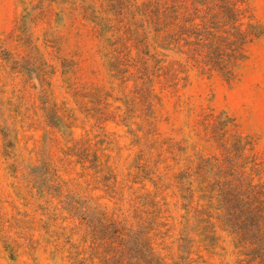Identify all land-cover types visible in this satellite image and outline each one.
I'll return each mask as SVG.
<instances>
[{
	"label": "trees",
	"instance_id": "1",
	"mask_svg": "<svg viewBox=\"0 0 264 264\" xmlns=\"http://www.w3.org/2000/svg\"><path fill=\"white\" fill-rule=\"evenodd\" d=\"M22 1L26 6L16 31L23 53L0 47V79L3 66L26 77L46 126L62 133L68 144L65 161L79 165L85 181L63 177L47 134L35 159H24L15 110L0 98V152L15 195L33 211L26 212L23 231L14 233L12 244L23 245L34 264H41L44 254L53 264H216L210 257L217 248L225 250V233L235 264H264V154L234 121L223 113L207 118L197 113L191 133L212 151L191 145L183 133L165 139L177 172H163L154 153L159 121L170 120L160 117L159 108L170 97L183 107L180 82L189 73L215 72L231 81L246 59V46L262 34L249 0ZM77 16L98 29L104 65L119 81L126 118L132 115L137 127L130 133L141 161L124 182L90 138L75 137L51 98L55 70L50 62L64 70L72 60L64 54L50 60L38 42L42 34L44 44L56 47L67 21ZM43 23L49 28L40 34ZM171 176L183 211L177 221L169 213L163 183Z\"/></svg>",
	"mask_w": 264,
	"mask_h": 264
},
{
	"label": "rangeland",
	"instance_id": "2",
	"mask_svg": "<svg viewBox=\"0 0 264 264\" xmlns=\"http://www.w3.org/2000/svg\"><path fill=\"white\" fill-rule=\"evenodd\" d=\"M25 6L22 0H0V47L7 52L23 53L16 27ZM249 6L252 17L261 26L262 34L246 46V59L237 64L233 79L227 81L217 72L211 76L188 72V79L179 84L182 95L186 96L182 99L183 107H180L181 102L177 103L175 97H170L166 99L164 107L159 108L160 117L169 115L170 118L159 121L161 137L154 150L158 156V166L163 172H177L175 161L167 151L168 145L164 143L168 137L183 133L191 145L201 144L208 151L213 150L210 144H199L191 133V123L197 113L206 118L212 113L229 116L239 132L250 138L255 150L264 154V0H249ZM69 20L71 22L67 21L63 30V39L58 40L56 47L52 43L44 44L41 31L49 28L47 24L43 23L38 32L41 34L38 43L48 52L50 60L60 54L72 60L66 63L72 64L71 67L67 66L64 70H61L59 62H50L55 70L52 76L55 95L51 98L59 114L70 123L75 137L90 138L91 144L99 150L102 161L111 165L119 181L124 182L135 173L134 167L140 160V146L134 143L130 133V127H137L130 122L132 115L126 118L119 81L104 65L95 24L79 16ZM49 69L53 71L51 66ZM2 71L0 98H4V106L15 110V127L23 158L34 160L35 150L47 134L55 162L63 166V177L84 182L85 177H80V166L69 164L64 159L63 151L68 144L62 133L46 126L38 109L36 90L21 73L10 71L4 66ZM185 75L182 74V77ZM6 135L13 138V133L9 131ZM3 143L2 131L0 145ZM163 183L166 185L169 213L177 221L183 211L175 186H172L176 184V178L171 176L170 181L164 179ZM95 195L103 196V193L96 191ZM102 201L108 202L107 199ZM26 212H33L32 207L22 204L15 195L12 174L6 169L0 152V264H34L23 245L15 247L12 244L14 233L23 231V222L28 218ZM222 235L225 250L217 248L210 260L216 264H235L233 247L226 234ZM41 256V264H53L46 259V254Z\"/></svg>",
	"mask_w": 264,
	"mask_h": 264
}]
</instances>
